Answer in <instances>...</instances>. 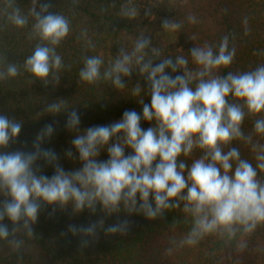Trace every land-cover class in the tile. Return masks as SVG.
I'll return each mask as SVG.
<instances>
[{"label":"trees","instance_id":"1","mask_svg":"<svg viewBox=\"0 0 264 264\" xmlns=\"http://www.w3.org/2000/svg\"><path fill=\"white\" fill-rule=\"evenodd\" d=\"M6 177L0 264H264V0H0Z\"/></svg>","mask_w":264,"mask_h":264},{"label":"rangeland","instance_id":"2","mask_svg":"<svg viewBox=\"0 0 264 264\" xmlns=\"http://www.w3.org/2000/svg\"><path fill=\"white\" fill-rule=\"evenodd\" d=\"M158 30L160 36L168 41H174L176 39L175 27L170 19L168 18H156L151 20ZM172 111L173 123L177 126V121L179 120V115L175 114L176 109L170 108ZM62 186L58 184L57 187ZM32 186L23 182L15 181L12 178L6 177L0 182V210L2 209H13L18 204L22 203L26 199L31 191ZM25 234L27 236L28 242L27 246L31 253L34 255L38 264H56L54 260L44 253L35 241L36 223L34 220L28 222L25 227ZM17 241H12L3 248L4 253H9L12 248L16 245ZM58 264V263H57Z\"/></svg>","mask_w":264,"mask_h":264}]
</instances>
